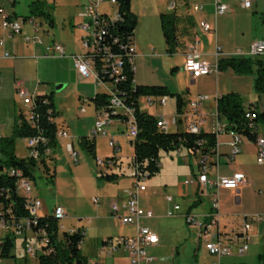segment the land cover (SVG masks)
I'll return each mask as SVG.
<instances>
[{
    "label": "rangeland",
    "instance_id": "1",
    "mask_svg": "<svg viewBox=\"0 0 264 264\" xmlns=\"http://www.w3.org/2000/svg\"><path fill=\"white\" fill-rule=\"evenodd\" d=\"M82 0H15L14 7L5 4V9L14 12L20 20L24 17L33 18L34 23L40 24V30L45 23V18L39 14L31 12V4L36 2V7L41 11L55 17V25L50 29V36L43 37L44 43L63 44L62 40L68 35L67 26L64 22L66 16L72 14V9ZM130 7L136 19L134 27V38L138 47L139 56L134 60V81L137 85H162L166 86L170 93L179 94L185 98L195 97L198 94L220 95L240 90L244 103L252 102L256 97L249 80L234 82L227 75L209 76L194 83L182 72L180 67L181 58L179 53L168 55L166 45L161 32L159 14L174 13L185 17L192 11L194 1L188 0H129ZM240 0H230V11L232 15L219 17L216 21L218 42L227 43L233 50L241 49L247 51V46L262 38L264 33V14L253 13L251 9H243ZM173 2L176 10H170L169 4ZM228 4V5H229ZM100 9L107 10V0L101 4ZM264 11V3L262 4ZM37 10V9H36ZM207 6L204 9L208 13ZM37 13V11H35ZM181 19V18H180ZM28 31V26H24ZM41 33V32H40ZM39 35V33H38ZM41 35V34H40ZM14 42H7L5 50L16 55L15 60H0V81L3 84V91L0 95V134L2 137L10 136L15 122L18 120L20 109L26 111V107L17 99L14 100V93L11 91L12 83L18 81L32 95H49L53 103L61 110L62 115L54 119L57 127L63 129L69 138H60L57 144L50 151L53 160L50 167L53 171V180L45 178L41 173L36 172L30 181L32 194L38 196L46 208L44 212L50 214L54 205L61 206L65 211V218L59 221L67 232L83 226L85 236L82 238V255L91 254L100 247L101 240L106 237H117L119 235H129L117 222L109 215L108 202L117 194H122L123 190L131 187L135 180L132 176V169L128 165L133 156V148L127 137V127L123 122H115L112 135L109 133L111 126L105 127L108 137L113 136L118 142L121 151L112 153L121 160V170L124 176L119 177L114 182H106L99 178L100 174L114 173L117 169H107L105 166H97L95 159L83 150L78 140L85 136L90 128L91 121L88 116L80 114L81 108L85 107L86 114L93 109V100L97 92L93 90L90 83L86 81H75L74 77L68 73L65 60H59L54 56L43 57V47L40 45H25L19 36ZM76 45V44H75ZM72 41L65 45L66 52L76 49ZM179 51V49H178ZM178 66V70L173 68ZM217 81V88H216ZM79 84V85H78ZM61 85L62 87H58ZM94 85V84H93ZM80 86V87H79ZM79 87V88H78ZM188 89V92H187ZM102 92V91H101ZM87 98L88 105H81L77 99ZM155 99V98H153ZM264 100V96H262ZM166 107L154 105L147 107L143 100H140V109L143 112L151 113L152 116L159 117L164 114L169 116L174 104V97L168 98ZM210 102H208L209 105ZM60 107V108H59ZM214 113V112H213ZM260 132L264 130V124L259 123ZM174 128H169L170 133H175ZM179 130H183L179 127ZM91 133V132H90ZM91 137V134H90ZM95 155L110 154L106 139L95 138ZM70 144L73 152L77 153L76 161L67 150ZM15 155L18 158L28 156L26 149V139L16 138L14 145ZM184 151V150H183ZM185 153V151H184ZM193 157V156H192ZM182 161L181 156L174 152L159 154L160 171L154 177L146 181L148 192L145 194L149 208L154 217L146 220L153 232L160 239V243L155 250H149V255L155 256L157 262L154 264H201L205 259L204 245L199 241L195 229L187 225L182 217H166V211L170 207L165 201L166 196H171L174 201L180 203L183 210L191 200L186 198L191 194L194 185L184 184L190 181V168L187 162L192 159L186 157ZM102 160H105L103 158ZM10 170L4 168L3 172ZM117 172V171H116ZM250 175L255 180L248 189H245L242 196V207L236 208L231 202L228 208L232 212L248 214L253 208L259 207V202L264 199V186L258 181H264V169L252 162ZM18 195L23 197V192L18 191ZM179 196H184L183 198ZM97 198L99 204H94L93 199ZM247 209V210H246ZM246 210V211H245ZM184 212V211H182ZM180 211V213H182ZM193 210L192 213H197ZM237 215V214H236ZM229 217H222L220 221ZM240 221L239 218H237ZM143 221V220H142ZM256 226L257 224H253ZM253 226V227H254ZM4 235V234H3ZM249 254H251L252 244H248ZM150 252V253H149ZM175 252V254H173ZM173 254V255H172ZM173 256V257H171ZM92 257H89V259ZM28 260V259H27ZM227 261L226 258L222 259ZM24 254L20 239L14 240V247L10 251L8 258L0 259V264H24ZM109 260L105 263L108 264ZM248 264H257L255 259H250Z\"/></svg>",
    "mask_w": 264,
    "mask_h": 264
},
{
    "label": "built area",
    "instance_id": "2",
    "mask_svg": "<svg viewBox=\"0 0 264 264\" xmlns=\"http://www.w3.org/2000/svg\"><path fill=\"white\" fill-rule=\"evenodd\" d=\"M254 0H240V5L244 9H250ZM104 0H84L82 10L79 17L82 19L78 28L82 31L81 46L83 54L70 56L74 69L82 78L93 79L94 87L100 90L94 96L102 98L105 106L97 109V120L91 132L92 138L105 137L107 127L113 119L115 112L126 113V120H122L126 127L127 137L134 141L138 135V125L135 117V108L130 101L129 90L135 88L134 81V60L136 57L134 46V34L124 29L125 20L121 14L117 0H107L109 7L108 11L100 9ZM214 15H223L228 9V5L223 0H213ZM13 6L15 0H0V33L7 35L8 38L22 35L23 23L27 22L32 29L36 31L39 24L34 23L31 18L28 21H20L12 17L8 13L4 5ZM169 9H174V3L170 2ZM200 5L195 7V11H201ZM199 29L203 33H213L216 31L205 20L199 22ZM25 43H39V39H30L25 37ZM198 45L197 37L193 43L188 46V53L185 57L183 71L195 81L201 77L218 73V63L214 65L202 60L199 54L195 51V46ZM0 48H4V40L0 39ZM57 54L64 57V52L61 45H51L46 47V56ZM222 55L219 48L215 51V57ZM4 59H14L10 53L4 51L2 54ZM235 58H264V39L255 40L251 43L247 51L236 50L231 54ZM129 74H133L129 78ZM102 91V92H101ZM15 96L26 107L23 112L24 120L31 126L36 127L38 116L34 112L36 95L30 94L21 83L15 85ZM207 99L205 96H197L189 102V110L180 115L176 114L170 120L164 117H156V127L163 133L169 132L171 126L175 127L182 121L185 122V132L188 134H199L205 124L204 115L201 112V105ZM147 105H159L165 107L167 97L146 98ZM84 109H81L83 112ZM51 112L49 111V114ZM216 115V114H215ZM256 114L253 110H246L245 119L249 122L248 129L254 131L255 127L251 121L255 119ZM216 115V123L214 125L213 134L217 135L224 131L222 124L219 122ZM54 122V119H49ZM232 137L230 143V159L239 153L240 136L239 134L229 131ZM0 134V138H1ZM66 132L57 129L56 138H66ZM46 139L41 135L26 139V149L28 150L27 158L38 160L40 157L39 148L46 144ZM255 143L258 149L257 163L264 166V138H255ZM201 144V143H200ZM199 144V145H200ZM108 146L115 149L116 144L113 140H109ZM68 151L74 161L76 154L71 151L70 145L67 146ZM218 143L215 142L213 151L217 154ZM46 151V154H49ZM200 152H196L199 154ZM201 154V153H200ZM202 155V154H201ZM115 158L102 160L96 158L97 166H105L107 169L113 168ZM208 158L203 155L200 157L196 177L190 181H185V184L196 182L206 192L208 189L216 190L212 196L211 212L205 217L206 223L196 221L190 213L182 214V217L187 225H193L199 228L202 235L204 249L215 260L210 264H222L221 260L232 255L231 248L224 244L225 235L222 234L219 228V189L238 190L240 187L247 184V179L243 174H235L229 177L216 176L215 179L208 177ZM2 175L14 177L17 179L16 192L17 198L22 199V213L15 206V201L5 189L0 187V259L4 250V245L7 239L13 241L16 238L20 239L24 257L28 259L29 264H39L41 256H47L53 253L54 247L50 242L48 232L46 230V217H51L57 221V231L62 233L64 230L59 221L65 218V211L61 206H55L51 213L47 216H41L42 201L38 196L32 194L30 179L25 177L19 170H8L2 172ZM134 184L123 191V200L120 202L114 201L110 205V214L116 218L123 226L134 227V233L128 237H116L114 239L105 240L98 251L99 256H110L117 251H123L129 258L130 264H152L155 262L154 257L147 253V248L158 245L159 238L149 227L143 226V219H152L153 212L145 209L140 205V201L144 193L147 192L146 181L149 179L147 174L141 175L134 173ZM23 192V197L18 195V191ZM12 199V200H11ZM10 200V201H9ZM165 200L172 208L167 211L166 217H176L180 214L181 208L173 202L171 196H166ZM94 204H99L97 198L93 199ZM181 215V214H180ZM46 223V224H44ZM45 225V226H44ZM249 224L244 223L240 234L236 237L237 240H242L237 247V254L244 255L248 250L249 239L247 231ZM74 231H67L72 234ZM4 234V235H3ZM99 264V263H96Z\"/></svg>",
    "mask_w": 264,
    "mask_h": 264
},
{
    "label": "crops",
    "instance_id": "3",
    "mask_svg": "<svg viewBox=\"0 0 264 264\" xmlns=\"http://www.w3.org/2000/svg\"><path fill=\"white\" fill-rule=\"evenodd\" d=\"M188 1L189 2L194 1L193 2L194 4L192 5V11L189 12L185 17L177 15L179 18L178 30H177V39L179 42V47L177 48V50L175 51L174 54L179 53V57L181 58L180 67L182 69V72L191 80L192 83H194L197 80L209 77V76H215L217 78L218 75H220V76L227 75L234 82H238V81L242 82L244 80H249V82L252 85V89H253L254 93H256L254 90V87H253L254 86L253 85L254 84V76H252V75H238V74L234 73L232 70L228 69L225 71L219 70L216 75L211 74V75L204 76V77H201V78L193 81L190 78V76L186 72L183 71V65L185 62V57H186V54L188 53V46L193 43V40L195 37H197V39H198V45L195 46V51L199 54V56L202 60H205L212 65H214L215 63H218V61L222 58L223 59L224 58H235V57H232L231 54L236 51V50H233L229 45H227V43H224L223 41L219 43L218 39H217L216 21L219 17L224 18V17H226V15L227 16L232 15L231 12H228V11H230V4L228 3V1H230V0H223L224 3H226L227 5L229 4L228 9H227L225 14L218 15V16L214 15L213 0H188ZM263 3H264V0H254L252 3V6L254 7L253 13L263 15L264 14V11L262 9ZM83 4H84V0H82L79 4L77 3L75 5V7L72 9V14L63 18V19H65L64 22L66 23V26H67L66 29L68 31V35L62 40L63 44L53 43V41H52V43H44L42 41L43 37H48L51 35L50 29L55 25V17L53 16V14L51 17L52 21H53L52 25H50L47 22V20H45V23H44V25H42L41 30L39 29L41 26L40 24H39L38 29L36 31H34L31 27V25H29L27 22L23 23L22 35L19 37L22 39V42L25 45H32V46L40 45V46H42L43 51H44L43 57L54 56V57L59 58V60H62V61L65 60V62H63V63L66 64V66L68 67V73H70V75L72 77H74L75 81H78V80L86 81V82L90 83L93 90L95 89V91H97L93 85L94 84L93 79H91V78L82 79L77 74L76 70L73 67L71 58H70V56H72V55L83 54V49L81 46V37H82L83 33L78 28V25L81 24V22H82V19L79 17V14L82 10ZM14 5L10 6V7H14ZM198 5H200L202 7V10L197 12V11H195V7ZM5 6L6 5H4V8H5ZM206 6H207V8H209L208 13L204 12V9ZM108 9H109V7H108ZM108 9L103 10V11L107 12ZM175 10H176V5L174 4L173 11H175ZM130 11L134 15L131 7H130ZM7 12L10 13L13 18L20 20L19 18H17L16 14H14V12H9V11H7ZM29 19H31V18L30 17H24L20 21H26V20L28 21ZM201 20H205L211 27H213L215 29L216 33L213 34V33L201 32L199 29V22ZM25 25L28 26V31L26 30L27 28L26 29L24 28ZM38 33H39V35H38ZM25 37L30 38V39H39L41 42H40V44L34 43V42L27 44L24 41ZM16 38L17 37L8 38L7 35L0 33V39L4 40V47L5 48H6L7 42H14ZM259 39H264V33L262 34V38H259ZM70 41H72L74 43V45L76 44L75 45L76 49H74L73 51H70V52H66L65 45H67V43ZM251 43L247 46V50L249 49ZM51 45H61L63 52H64V57H61L57 54L46 56V47L51 46ZM134 46H135V52H136V57H135V59H136L139 56V52H138V47H137L135 38H134ZM5 48H0V60H12L13 61V60L17 59L16 58L17 56L14 54H11V53L10 54L15 57L14 59H4L2 54L4 51H6ZM217 48H219L221 53H222V55L218 58L215 57V51ZM178 49H179V51H178ZM251 59H253V58H251ZM261 59H264V58H261ZM173 70L177 71L178 66H175L173 68ZM17 83H20V82L15 81L12 83V86H11V91L14 93V100L16 102H18L17 98L15 96V85ZM135 84H136V82H135ZM141 86H150V85H141ZM152 86H162V85H152ZM58 87L60 88L62 86L59 85ZM164 87H166V86H164ZM216 88H217V81H216ZM167 90L169 91L168 88H167ZM2 91H3V84L0 81V95H1ZM236 91H238V92H233V93L239 94L242 98V94H241L240 90H236ZM187 92H188V89H187ZM173 95H179V94H173ZM221 95H224V94H220V95L215 94L212 96H209L206 94L205 95H203V94L197 95V96L207 97V99L201 105V112L204 115V119H205V124L203 125L201 131L204 133H213V131H214V125L216 123V115H217V113H216V102H217V98H219ZM179 96L181 97V99L183 100V103H184V106L182 108V113L187 112L189 110V105H188L189 102L197 97V96L191 97L190 94H189V97H187V98H185L181 95H179ZM262 96H264V94H257L256 93V97L254 98V100L252 102H248V103H244L243 98H242L243 105L245 107H248L249 105L253 104L256 106L257 113L262 114V113H264V100L262 99ZM173 97H174V104H173V108L171 109V112L169 113V116L162 114V115H160V117H164L165 119L170 120L173 116L178 114L177 113V107H176V97L175 96H173ZM168 98L169 97H167L166 105L168 104V101H169ZM77 100L81 102V105H83V107L85 106L84 104L88 105L87 98L81 100V98L78 97ZM140 100H143L144 104L147 107H149V106L146 103L147 100L145 97L139 98L138 99V108H139L140 112H143L140 109ZM92 102H93V109L89 114H86L85 107L81 108V109H84L83 112H81V110H80V112H81L80 114H84V115L88 116V118L91 121L90 128H89L88 132L84 134L85 136H83V137H88V138H90V134H91L90 132H92L94 125H95V122H96L97 117H98L97 116V114H98L97 109L98 108L95 106L94 101H92ZM208 102H210L209 105H208ZM166 105H165V107H166ZM150 107H152V106H150ZM54 109L57 113V117H60L62 115V113H61L62 111L59 110L55 104H54ZM22 111L23 110L20 109L19 113ZM144 113H147V112H144ZM147 114L151 115V113H147ZM218 120L222 124L224 131L217 135V140H216V142L218 143L217 154L207 156V158H208V161H207L208 162V177L210 179H215L217 175L222 176V177H229V176H233L235 174H243L247 179V184L245 186L240 187L238 190L219 189L218 192H216L218 194V202H219V228L221 229L222 234L225 235V240L223 241L224 244L229 246L231 248V252H232V255L230 257H226V259H227L226 262L223 260H221V262H222V264H248L250 259H255L257 264H258V256L261 254H264V199L259 202V205H258L259 207L253 208L252 211L248 214H245V213L239 214V212H232L231 209L228 208V205L231 202H234L236 208L242 207V196H243L244 190L248 189L252 184L255 183V180L250 175V169L252 166V162H255L257 164V166L262 167L263 169H264V166H261L257 163L258 149H257L255 141L254 142L250 141L248 138H246V136L241 135V134H239V136H240L239 150L240 151L237 155H235V157L233 159H230V149H231L230 143L232 142V137L229 135V130H226L227 123L223 119L218 118ZM115 122H123V121L120 119H113V121L108 125V126H111V129L109 132L111 135H112V131L114 129L113 126L115 125ZM260 122L264 124V119H260L256 123L255 135L257 137L264 138V130L262 132H260L258 129V124ZM179 127H182L183 130H179ZM173 128L175 129L174 132H185V122L182 121L181 123H178V125L173 127ZM57 129L64 131L63 129H61L59 127H57ZM64 132H66V131H64ZM66 134H67V132H66ZM66 138H69L68 134H67ZM102 138L106 139L107 146H108L109 140H113L115 142V138L113 136L108 137L107 132H106L105 137H102ZM95 144H96V140H95ZM115 144H116L115 149H112L108 146V148L111 149V155L109 153L108 154L104 153V154H100L102 157H100L98 155L96 157L100 158V159L115 158L114 160H115L116 164H114L113 168L115 167V169H117L116 170L117 172L115 171L114 173L119 174L121 176V174L123 173V171L121 170V160L117 156L112 155V153L115 154L116 152L121 151V147L119 146L118 142H115ZM66 145L69 146L70 144H66ZM130 145L132 146V142H130ZM70 147H71V145H70ZM67 150H68V147H67ZM183 150L185 151V153ZM71 151L73 152L72 147H71ZM73 153L76 154V157H77V153H75V152H73ZM174 153H177L178 155H180L182 161H186V159H187L186 157L192 158L187 162V164H188L190 171H191L190 172L191 179L195 178L196 174H197V169H198L200 157L203 155H201L200 153L194 154L192 152H188L185 149L176 150V151H174ZM123 176H124V174H123ZM185 181H184V184H185ZM256 183H260L261 186H264V181H258ZM191 185H194L193 190L191 191L190 195L189 194L186 195V198L191 197V200H189V203L186 206L185 210L182 209L179 202L174 201V199H173V202L180 206L181 212L184 211V212L180 213L181 215L179 214L176 217H182V214L190 213L191 215L194 216V219L196 221L206 223L207 219L205 217L211 212L212 196L216 190H214V188H213V189H208L205 192L203 190V188L199 184H197L196 182L191 183ZM123 191H122V194H117L114 197V199L113 198L109 199V202L107 205L109 208L110 218L119 224V226L121 227V230H124L127 233H130L127 236L119 235L117 237H120V236L121 237H128L134 233V227L121 225L118 222V220L116 218L112 217L110 214V205L114 201L120 202L123 200V198H124ZM147 192H148V187H147ZM146 193H144V195L142 196L141 201H140V205L145 209L151 210L149 208L148 203H147L148 201L147 202L144 201V200H146V196H145ZM179 197L183 198L184 196H179ZM55 206H59V205H54L53 208ZM171 208H172V205H170V207L167 209V211L170 210ZM45 209L46 208L44 207V204L42 202V210L40 213L41 216L49 215L48 212L47 213H46V211L44 212ZM198 209H199V212L192 213L193 210H198ZM167 211H166V213H167ZM165 216H166V214H165ZM223 216L229 217V218H225L223 220L224 223L221 224L220 221L222 220ZM237 218H239L240 221H238ZM146 220H149V219H143V221H141V224L143 226L149 227L148 225L145 224ZM244 223H248L250 226L249 230L247 231V237L249 239L248 244H252L253 248L251 249V254H249V248H248L247 252L244 255L239 256L236 251H237V247L241 244L242 240H237L236 237L240 234ZM253 224H257V225L254 226ZM189 227L196 230L197 237H198L199 241H201L202 235H201V231L199 230V228H197L196 226H193V225H189ZM79 228H83V226H77L76 229H73L70 231H76ZM84 236H85V234H84ZM158 238H159V236H158ZM107 239H114V238L113 237H106V238L101 240V244ZM159 243H160V239H159ZM101 244H100V246H101ZM157 247H158V245L153 246V247H149L148 251L149 250L153 251ZM99 248L100 247L96 248L95 251L93 252V254H91V250H90V252L88 254L82 255L81 245H80V253L85 258L86 264H96V263L106 264L105 263L106 260H109L108 264H130L129 258L127 257L126 253H124L123 251L119 250L110 256H103V255L99 256L98 255ZM173 254H175V252ZM150 256L154 257L155 262H157V259L155 258V256L152 255V253ZM89 257H92V258L89 259ZM171 257H173V256H171ZM202 258H204L205 260L202 261L201 264H210L211 262H213L215 260L213 257H211L207 253L206 250H205V257H202ZM24 259H25L24 264H29L30 261H28L25 257H24ZM154 263H152V264H154ZM161 264H163V263H161Z\"/></svg>",
    "mask_w": 264,
    "mask_h": 264
},
{
    "label": "trees",
    "instance_id": "4",
    "mask_svg": "<svg viewBox=\"0 0 264 264\" xmlns=\"http://www.w3.org/2000/svg\"><path fill=\"white\" fill-rule=\"evenodd\" d=\"M120 11L125 20L127 31L132 33L136 25L135 16L130 11L129 0H117ZM31 12L43 16L47 22L52 25V18L47 13L41 11V8L36 7V2L30 6ZM37 9V10H36ZM37 11V13L35 12ZM161 32L166 45V53L173 55L179 47L177 39V30L179 18L174 13H161L159 15ZM232 70L238 75L254 76V90L257 94H264V59L261 58H222L218 61V70ZM133 74H129L132 78ZM131 102L135 108V117L138 125V135L132 141L133 156L130 159L129 166L132 169V176L136 174H147L149 178L154 177L160 171L159 154L161 152L169 153L176 150L185 149L188 152L196 154L200 152L202 155L210 156L214 154L213 148L216 142L215 134L200 132L199 134H188L186 132L163 133L156 127V117L144 112H140L138 108V99L141 97H176L177 113H182L184 106L183 100L179 95L171 94L164 86H141L135 85L133 90H129ZM97 108L105 106L102 98H92ZM253 110L256 114L255 119L251 121L255 129H248L249 122L244 115L246 110ZM49 111L51 112L49 114ZM34 112L38 119L36 127H31L23 117L22 112L19 113L18 120L12 129L10 136L0 138V187L8 191L15 206L22 213V199L17 198L16 182L14 177L2 175L4 168L10 170H19L22 174L32 180L36 172L41 173L45 178L53 180V171L50 164L53 160L52 156L46 154V151H51L57 144L56 132L57 126L49 119H55L57 113L54 109L52 97L49 95H37L35 100ZM216 113L219 119H223L226 123V130L233 131L237 134L246 136L250 141H255L256 123L260 119H264V113L259 114L256 111V106L251 104L245 107L242 98L237 93H227L217 98ZM115 119L126 120V117L115 114ZM41 135L46 139V144L40 146V157L38 160L31 158H18L15 155V139H28ZM201 143V144H200ZM79 146L86 151L92 158L96 159L95 155V138L80 137L78 140ZM200 144V145H199ZM116 164V163H115ZM123 176V174H121ZM116 173L100 174L99 178L106 182H114L121 177ZM11 199V200H12ZM10 201V200H9ZM47 227L50 242L54 247L53 253L47 256H41L39 264H86L85 258L80 253V245L85 231L79 228L72 234L57 231V221L51 217H46ZM44 223V224H46ZM45 226V225H44ZM14 247L12 240L7 239L4 245L2 258H8L10 251ZM258 264H264V254L258 256Z\"/></svg>",
    "mask_w": 264,
    "mask_h": 264
},
{
    "label": "bare ground",
    "instance_id": "5",
    "mask_svg": "<svg viewBox=\"0 0 264 264\" xmlns=\"http://www.w3.org/2000/svg\"><path fill=\"white\" fill-rule=\"evenodd\" d=\"M115 114L122 115L123 117H126V113H123V112H115Z\"/></svg>",
    "mask_w": 264,
    "mask_h": 264
},
{
    "label": "water",
    "instance_id": "6",
    "mask_svg": "<svg viewBox=\"0 0 264 264\" xmlns=\"http://www.w3.org/2000/svg\"><path fill=\"white\" fill-rule=\"evenodd\" d=\"M0 170H2V169H0Z\"/></svg>",
    "mask_w": 264,
    "mask_h": 264
}]
</instances>
